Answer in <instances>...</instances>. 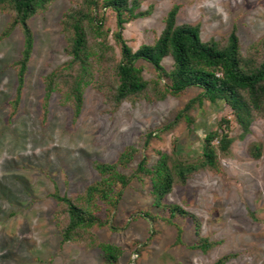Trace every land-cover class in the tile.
I'll return each instance as SVG.
<instances>
[{
  "label": "rangeland",
  "instance_id": "374dc122",
  "mask_svg": "<svg viewBox=\"0 0 264 264\" xmlns=\"http://www.w3.org/2000/svg\"><path fill=\"white\" fill-rule=\"evenodd\" d=\"M138 1L139 10L149 14L126 23L122 30L133 51L158 38L174 4L179 6L176 24L198 25L201 41L214 40L223 46L233 30L240 52L246 55L258 49L264 37V0ZM74 2L50 0L28 20L32 49L15 109V63L21 57L23 35L18 25L5 33L13 14L0 8V264H102L98 246L86 240L61 242L67 217L52 193L76 199L99 179L96 162L115 163L130 146L136 154L126 167L118 166L127 175L142 158L150 167L158 159L157 152L173 156L174 145L180 160L197 162L204 133L215 130L223 117L230 121L228 134L233 141L230 152L219 156L220 170H196L184 183L175 182L162 200L192 215L198 234L189 216H176L171 221L182 231L177 243L174 225L141 216L143 211L166 215L154 206L146 177L131 178L109 224L92 228L91 234L122 249L117 264H213L226 255L224 264H264V116L253 120L243 134L224 102L204 100L189 111L190 125L182 120L162 131L198 95L200 89L195 87L162 99L150 87L135 102L122 101L114 107L109 97L120 54L113 39L115 14L105 8L100 9L103 29L108 30L107 43L113 51L107 52L108 60H93L79 113L74 115L72 100L60 84L45 102V77L69 59L61 23ZM135 65L144 80L156 79L152 65L143 60ZM162 66L171 69V57H164ZM163 84L159 80V87ZM253 144L261 145L257 158L250 153ZM199 238H206L211 247L191 248Z\"/></svg>",
  "mask_w": 264,
  "mask_h": 264
},
{
  "label": "trees",
  "instance_id": "16d2710c",
  "mask_svg": "<svg viewBox=\"0 0 264 264\" xmlns=\"http://www.w3.org/2000/svg\"><path fill=\"white\" fill-rule=\"evenodd\" d=\"M49 1L0 0V8L7 9L13 14L5 33L18 25L23 35L21 57L15 63L17 90L12 100L13 109L19 100L32 49L33 36L28 20ZM139 6L138 0H75L74 7L66 12L61 23L68 43L66 54L69 59L45 77V102L55 86L60 84L72 100L74 115L79 113L82 88L91 81L93 60H108L107 52L113 51L107 43L108 30L103 29L105 17L100 9L105 8L115 14L116 30L113 32V39L119 47L120 54L119 60L114 64L112 72L114 85L109 97L114 107L122 101L135 102L150 87L154 89L157 99H162L166 94L178 96L185 89L195 87L200 89L198 95L189 100L175 114L173 120L161 128L162 131L173 128L182 120L190 125L193 119L189 111L193 104L195 102L201 104L207 100L210 103L224 102L230 108L242 133L246 134L251 122L264 116V37L260 40L258 49L246 55L240 52L238 38L233 30L223 46L214 40L201 41L198 25L176 24L175 17L179 6L174 4L164 17V27L158 38L152 44H143L133 51L122 37V30L126 23L149 14V10L140 11ZM89 37L92 38V43L89 42ZM167 56L172 59V67L169 70L162 66V59ZM137 60H143L153 66L157 75L154 81L147 82L143 79L141 69L135 65ZM161 79L164 80V84L159 87ZM229 124L230 121L223 117L217 122L215 130L204 133L200 143V160L197 162L180 160L176 156L175 145L172 149L173 156L157 152L158 159L150 167L146 165V159L142 158L129 175L120 172L118 166L126 167L129 164L137 152L134 147L124 149L115 163L96 162L94 168L99 179L87 186L76 199L59 195L57 192L52 193L55 201L63 206L67 217L60 231L61 242L86 240L102 250V264H117L122 249L111 243L97 241L91 234V229L109 224L122 189L133 177L149 179L153 204L161 207L166 214L160 217L143 211L142 217L152 222L160 218L166 224L174 225L177 230L175 239L177 243L181 241L182 231L171 221L176 216H189L195 224V233L198 234V222L192 215L178 205H165L162 200L171 191L175 182L184 183L196 170L204 168L215 172L220 170L219 156H225L230 152L233 141L228 134ZM149 136L150 134L147 138ZM260 151L259 144H253L250 148V153L255 158L260 155ZM211 245L206 238H199L191 248L206 251ZM227 259L228 255L222 256L213 264H224Z\"/></svg>",
  "mask_w": 264,
  "mask_h": 264
}]
</instances>
